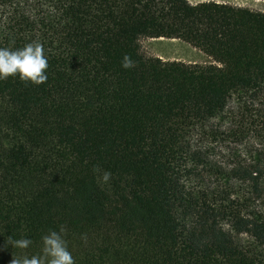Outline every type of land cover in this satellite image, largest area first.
Listing matches in <instances>:
<instances>
[{
    "label": "trees",
    "instance_id": "16d2710c",
    "mask_svg": "<svg viewBox=\"0 0 264 264\" xmlns=\"http://www.w3.org/2000/svg\"><path fill=\"white\" fill-rule=\"evenodd\" d=\"M143 37L210 61L147 56ZM29 42L46 81L0 80V264L61 228L75 264H264L263 11L0 0V47Z\"/></svg>",
    "mask_w": 264,
    "mask_h": 264
},
{
    "label": "clouds",
    "instance_id": "9594fccd",
    "mask_svg": "<svg viewBox=\"0 0 264 264\" xmlns=\"http://www.w3.org/2000/svg\"><path fill=\"white\" fill-rule=\"evenodd\" d=\"M131 62L124 58L122 67H131ZM48 57L39 42H29L20 48L0 47V80L18 77L19 80L39 85L46 81ZM107 179V173L105 174ZM41 247L37 255L13 257L10 264H75L74 258L64 239V229H49L40 237ZM12 245L27 248L30 238L11 241Z\"/></svg>",
    "mask_w": 264,
    "mask_h": 264
},
{
    "label": "rangeland",
    "instance_id": "374dc122",
    "mask_svg": "<svg viewBox=\"0 0 264 264\" xmlns=\"http://www.w3.org/2000/svg\"><path fill=\"white\" fill-rule=\"evenodd\" d=\"M195 3L203 0H188ZM218 2H227L230 4L249 7L254 10L264 12L263 0H215ZM141 51L147 56H160L167 60H180L191 63H205L210 58L199 49L191 46L189 43L176 38H149L140 39Z\"/></svg>",
    "mask_w": 264,
    "mask_h": 264
}]
</instances>
